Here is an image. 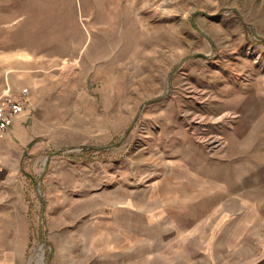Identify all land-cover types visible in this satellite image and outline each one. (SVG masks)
<instances>
[{"label":"rangeland","instance_id":"374dc122","mask_svg":"<svg viewBox=\"0 0 264 264\" xmlns=\"http://www.w3.org/2000/svg\"><path fill=\"white\" fill-rule=\"evenodd\" d=\"M23 89L0 147V252L25 244L30 264L43 242L39 264L67 244L61 264H264L257 210L232 195L223 208L204 177L229 122L252 119L263 140L264 0H0V94ZM110 199L118 251L91 256L83 235Z\"/></svg>","mask_w":264,"mask_h":264},{"label":"crops","instance_id":"0c3cea01","mask_svg":"<svg viewBox=\"0 0 264 264\" xmlns=\"http://www.w3.org/2000/svg\"><path fill=\"white\" fill-rule=\"evenodd\" d=\"M27 98L29 101L28 93ZM26 107L24 109H26ZM19 114L14 118L7 130L0 133V139H4L3 141L0 140V147L5 146V148H9L13 144L12 142L16 136L15 134H17V130L19 129L17 125V119H19L17 117ZM250 114L252 115V113ZM257 125L258 123L252 121V119L247 121L239 120L233 122L232 125L229 122L226 129L221 133V136H223L222 141L225 142L222 146V148H224L222 151H219V153H211V163H207L204 177L205 182H207L208 186L211 188L210 191L216 190L226 194L227 200L225 201L223 199V208L225 206L229 207V198H231L232 195L238 208L257 210V212L253 211V214L256 213V216H258L257 219L260 221L262 218L261 224L264 226V188L262 189L264 185V137L260 142L258 139L255 140L254 136H256L258 130ZM2 134H4V136H2ZM241 135H243V137H241ZM250 138L252 139V143L247 147L248 143L246 142ZM234 147L236 152L234 151ZM0 152L2 162L1 172H3L7 169V160H10V158L8 155H5L2 149H0ZM193 175L203 178V175H199L196 172ZM230 177L235 178V180L231 181ZM110 201L112 205H106L98 210L95 209V216L89 219L92 225V232L83 235L84 239L90 242L86 249L92 252L91 256H93L95 249L98 256L102 255L100 252H103L105 256H111L118 251V207L116 200L110 199ZM226 203L228 204L225 205ZM97 213L98 215L96 216ZM254 221H256V219ZM106 224H109L108 228L105 227ZM254 241L256 248L258 249V246H260V251L264 253V236L260 234L255 235ZM25 246L26 245L23 244L14 246L9 250L3 249V251L0 252V264H26L24 261L26 252ZM71 246V244H67L64 252L60 249L61 246H58L57 249L60 250L58 251L57 262L55 260L54 264H61L64 262L62 256H67L70 253V255H72L71 251H73V249H69Z\"/></svg>","mask_w":264,"mask_h":264},{"label":"built area","instance_id":"2783aa9c","mask_svg":"<svg viewBox=\"0 0 264 264\" xmlns=\"http://www.w3.org/2000/svg\"><path fill=\"white\" fill-rule=\"evenodd\" d=\"M28 90L23 89L19 94L3 92L0 94V133H3L11 125L14 118L27 106ZM2 170L1 152H0V171ZM38 257L30 264H39L44 259L45 244L40 243L38 248Z\"/></svg>","mask_w":264,"mask_h":264},{"label":"water","instance_id":"95a60500","mask_svg":"<svg viewBox=\"0 0 264 264\" xmlns=\"http://www.w3.org/2000/svg\"><path fill=\"white\" fill-rule=\"evenodd\" d=\"M50 156L47 157V159L49 158ZM38 191H39V188H38Z\"/></svg>","mask_w":264,"mask_h":264}]
</instances>
